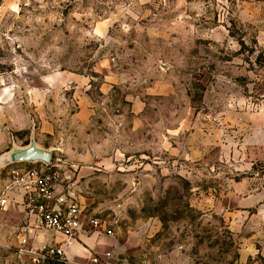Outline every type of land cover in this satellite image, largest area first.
Here are the masks:
<instances>
[{"label": "rangeland", "instance_id": "374dc122", "mask_svg": "<svg viewBox=\"0 0 264 264\" xmlns=\"http://www.w3.org/2000/svg\"><path fill=\"white\" fill-rule=\"evenodd\" d=\"M42 166L113 230L71 262L264 264V0H0V264H65L26 251Z\"/></svg>", "mask_w": 264, "mask_h": 264}, {"label": "built area", "instance_id": "2783aa9c", "mask_svg": "<svg viewBox=\"0 0 264 264\" xmlns=\"http://www.w3.org/2000/svg\"><path fill=\"white\" fill-rule=\"evenodd\" d=\"M43 163V162H42ZM44 165H48L44 163ZM14 185L23 193V202L27 210L36 218L39 227L53 230L65 236L64 244L43 245L38 248L26 250L35 262L49 259H57L65 264H81L68 260L65 246L70 240L81 235L86 228L113 234V230L106 225L101 218L87 216L77 203L50 205L49 201L54 195V176L47 172L44 167H33L25 172L17 173ZM9 204L8 196H0V210ZM22 243L27 244L25 237ZM92 264L101 263V259L93 257Z\"/></svg>", "mask_w": 264, "mask_h": 264}, {"label": "crops", "instance_id": "0c3cea01", "mask_svg": "<svg viewBox=\"0 0 264 264\" xmlns=\"http://www.w3.org/2000/svg\"><path fill=\"white\" fill-rule=\"evenodd\" d=\"M23 210L25 212V229L29 233L28 239L30 243L36 247H41L43 245H52L54 243L64 242L65 236L63 234L53 231L56 235L53 236L51 232L52 230L39 227L36 218L27 210L26 205L23 207ZM79 237H81V235ZM66 247L68 255L73 256L74 253L82 255L81 248L76 244V242H74V240H70Z\"/></svg>", "mask_w": 264, "mask_h": 264}, {"label": "water", "instance_id": "95a60500", "mask_svg": "<svg viewBox=\"0 0 264 264\" xmlns=\"http://www.w3.org/2000/svg\"><path fill=\"white\" fill-rule=\"evenodd\" d=\"M11 157L14 162H43L49 164L52 152L48 149L40 148L32 141L28 147L12 153Z\"/></svg>", "mask_w": 264, "mask_h": 264}]
</instances>
